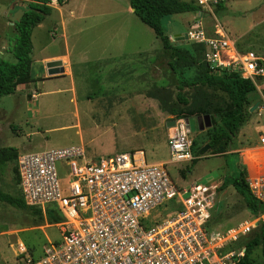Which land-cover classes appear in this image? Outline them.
<instances>
[{"label":"rangeland","instance_id":"1","mask_svg":"<svg viewBox=\"0 0 264 264\" xmlns=\"http://www.w3.org/2000/svg\"><path fill=\"white\" fill-rule=\"evenodd\" d=\"M28 1L0 0V60L15 62L11 48L17 32L10 19ZM182 1L197 3L196 0ZM207 1V9L201 7L200 13L162 20L175 47L185 53L178 61L176 72L170 67L175 63L173 51L168 50L164 57L157 59L163 49L162 42L130 12V0H70L64 7L65 37L60 30L59 12L36 27L32 36L31 80L19 86L16 94L0 101V149L9 155L5 174L0 173V192L21 199L17 161L25 153L79 146L90 158L143 151L148 164H168L171 158L169 121H188L190 139L201 150L209 146L210 135L231 114L233 107L226 94L203 81L208 67L205 47L191 38L179 40L177 36L186 37L198 26L206 37L228 38L239 56L255 53L264 59V0ZM220 2L224 4L222 11H218ZM69 54L79 90L75 94L56 91L69 89V80L48 75L47 65L53 63L50 59ZM224 56L228 59L227 54ZM121 57H125L124 63L135 62L137 71L132 75L115 71ZM162 58L165 59L162 73H151L158 61L162 63ZM146 66L151 72L142 77ZM118 81L123 85L133 83V89L137 86L139 91H107ZM182 83L190 86L180 92ZM257 86V95L252 96V105L247 110V123L227 153L217 154L210 147L205 154L200 150L198 157L193 154L198 160L196 165L192 162L167 166L179 187L218 186L213 212L217 231L245 221H259L258 227L264 222L263 215L248 211L243 198L233 188L219 190L231 172L250 171L255 176L264 164V150H256L261 147L259 132L264 130V79ZM179 93L187 103L180 102ZM256 105L259 106L253 111ZM207 116L212 127L200 131L199 120L204 125ZM58 171L60 179H67L70 174L65 163L58 164ZM171 213L170 208H163L159 216ZM51 215L0 202V264L18 262L22 246L27 249V256L40 258L45 248L61 242L59 222L55 221L59 213ZM257 229L248 241L258 234ZM243 245L240 242L238 247ZM253 258L258 264H264L261 247L253 252Z\"/></svg>","mask_w":264,"mask_h":264},{"label":"built area","instance_id":"2","mask_svg":"<svg viewBox=\"0 0 264 264\" xmlns=\"http://www.w3.org/2000/svg\"><path fill=\"white\" fill-rule=\"evenodd\" d=\"M196 1L207 9V0ZM197 28L187 37L205 47L211 74L230 70L259 90L264 59L255 53L239 56L228 38L206 37ZM174 121L168 164H148L143 151L90 158L79 146L21 154L17 166L23 200L44 214L59 213L62 241L45 248L40 258L27 256L22 246L15 264H239L246 248L238 244L259 221L217 231L218 186L175 184L167 166L192 163L195 157L190 125ZM259 134L264 148V130ZM59 163L69 169L67 179H60ZM247 184L264 206V170L248 177ZM163 208L172 213L159 216Z\"/></svg>","mask_w":264,"mask_h":264},{"label":"trees","instance_id":"3","mask_svg":"<svg viewBox=\"0 0 264 264\" xmlns=\"http://www.w3.org/2000/svg\"><path fill=\"white\" fill-rule=\"evenodd\" d=\"M53 2H57L59 6H64L67 5L70 0H29L23 7H20L19 11H23V14H20V18L17 21L10 20L14 24L17 32L16 42L11 48V54L15 62H9L3 59L0 60V101L4 97L16 94L19 86L31 80L33 65L32 55L34 51L32 41L33 32L36 27L46 20V18L52 15L53 8L51 5ZM130 7L139 20L154 31L157 38L162 42L163 49L165 51H173V54L176 56H174L175 63H171L170 67L176 72L177 68H179L177 65L179 63L178 61L182 60V56L185 55V53L175 47L174 43L171 41V36H168L162 26V20L165 17L177 15H194L201 12V7L197 3L185 2L182 0H130ZM223 9L224 4L220 2L218 11H222ZM203 81L208 87L217 88L226 94L233 107L231 114H229L223 120L221 126L210 135L209 146L211 149L217 154H225L229 150L233 139L237 137L247 123V110L252 105V96L257 95V88L250 80H244L236 73L230 72V70H225L219 75H212L209 67H207V72ZM189 86V83H182L179 87L180 92H183L184 89ZM178 99L182 103H187L181 93L178 94ZM192 140V152L198 157L200 156L199 153L201 149L198 148L197 142L194 139ZM8 160L9 155L7 151L0 149V173L2 175L5 174ZM197 162L198 160L195 158L193 165H196ZM17 175L18 181L20 182L18 166ZM247 176V171H233L225 177L219 190L222 192L229 188H233L237 194L243 198L251 214L264 215V206L253 197L249 185L247 184ZM0 202L9 204L18 209L30 208L33 211L35 210V212L39 211L28 207L23 197L18 199L2 192H0ZM51 213L55 214L53 211H48L50 216H52ZM55 221L60 223L62 219L57 217ZM257 230H259V232L254 239L248 241V236L241 241L246 248V254L239 264H258L257 260L253 258V252L258 247L262 248V258L264 261V222L261 223Z\"/></svg>","mask_w":264,"mask_h":264},{"label":"crops","instance_id":"4","mask_svg":"<svg viewBox=\"0 0 264 264\" xmlns=\"http://www.w3.org/2000/svg\"><path fill=\"white\" fill-rule=\"evenodd\" d=\"M186 2V1H185ZM52 8H53V13L54 12H59L60 13V19H61V24H60V27H61V32L62 34L64 35L65 37V32H66V23H65V19H66V16L64 15V7H67V5L65 6H59L57 4V2H53L52 3ZM130 12L131 13H134L132 9H130ZM52 13V14H53ZM46 21V20H45ZM44 21V22H45ZM42 26V25H41ZM57 30V29H56ZM160 54L158 55V60H159V57H164V55L166 54V51L164 49H161L160 50ZM72 57L70 56H58V57H54L52 59H50V61L54 62V61H61L62 63V68L64 69V73L59 75V76H56V78L54 79H63V80H69V83H70V88L67 89V90H61V89H58L56 91H73L74 94L76 93L75 91H79L77 86H76V83H75V74H74V70H73V62H72ZM125 57H121L119 59V65L115 66V71H117L118 73L120 74H125V75H129V74H133V72H136L138 67L136 68V66H133L135 65L136 63L133 62V61H125L126 63H124V60ZM165 59L162 58V63H160L159 61L156 63V67L155 68H152V72H151V68L149 69L148 66H146L145 70L146 72L143 74L142 77H144V75L147 76L148 73H155L157 72L158 74H161L162 73V66H163V61ZM167 63L169 64L170 63V59L169 57L167 56ZM162 64V65H161ZM135 78L136 80H140V78L135 75ZM133 79V76H131L130 80ZM126 80V79H125ZM132 84L133 83H130V85H123V83H120L119 81L116 82L113 86H109L107 91H139L138 90V87L136 86L135 89H133L132 87ZM169 134H170V131H169ZM169 138V136H168ZM256 150L258 151H262L264 150V148L262 147H256ZM134 152V151H132ZM256 157L258 159V155L256 154ZM261 170H264V164L262 165L261 167ZM252 176L250 171H248V177Z\"/></svg>","mask_w":264,"mask_h":264},{"label":"water","instance_id":"5","mask_svg":"<svg viewBox=\"0 0 264 264\" xmlns=\"http://www.w3.org/2000/svg\"><path fill=\"white\" fill-rule=\"evenodd\" d=\"M20 14H23V11H19V13L12 19H10L11 21H17L19 18H20ZM13 24V23H12ZM14 25V24H13ZM179 38V40H188V37H182V36H177ZM47 68H48V75L50 77H56V76H59L61 74L64 73V69L62 68V63L61 62H53V63H49L47 65ZM259 105H256L254 108H253V111L258 107ZM204 125L202 123V120H199V130L200 131H204L205 129H210L212 127V123H211V119L209 116L205 117L204 118ZM175 121H169L167 123V127L168 128H173L175 127ZM187 124L189 125V122L187 121ZM210 149V146H206L205 149L201 150V154H205L209 151Z\"/></svg>","mask_w":264,"mask_h":264}]
</instances>
